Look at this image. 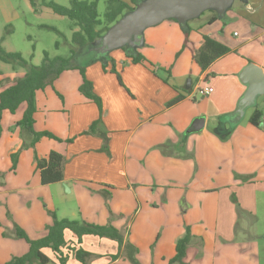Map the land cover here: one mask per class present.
Wrapping results in <instances>:
<instances>
[{
  "label": "crops",
  "instance_id": "1",
  "mask_svg": "<svg viewBox=\"0 0 264 264\" xmlns=\"http://www.w3.org/2000/svg\"><path fill=\"white\" fill-rule=\"evenodd\" d=\"M5 1L0 4L3 44L8 38L3 26L18 16L13 0ZM232 3L223 16L207 9L186 28L175 20L147 28L145 46L131 47L130 54L124 47L101 53L98 46L85 63L75 62L85 67L101 107L81 91L78 68L37 91L34 130L58 139L45 136L21 150L23 139L0 128V264L29 251V243L15 236V226L32 239L42 238L53 221L50 212L60 219L113 225L124 233V243L136 246L140 264H178L171 260L187 229L185 264L233 262V256L219 259V244L229 251L240 217L257 212L264 192V91L247 100L249 82L241 79L251 64L264 72V0ZM205 36L230 51L203 70L194 54ZM155 50L177 54L166 59L167 71L154 67ZM136 51L146 59L133 62ZM23 75V69L0 68V93ZM205 86L214 90L200 97L198 88ZM256 111L259 125L251 121ZM198 118L204 127L188 131ZM18 151L10 170L9 156ZM53 151L65 158L64 180L44 185L36 159ZM65 237L72 248L91 252L88 264H134L124 247L115 257L119 244L113 239L84 235L78 242L71 230ZM43 251L58 262L50 248ZM66 264L82 263L72 252Z\"/></svg>",
  "mask_w": 264,
  "mask_h": 264
},
{
  "label": "trees",
  "instance_id": "2",
  "mask_svg": "<svg viewBox=\"0 0 264 264\" xmlns=\"http://www.w3.org/2000/svg\"><path fill=\"white\" fill-rule=\"evenodd\" d=\"M30 1L35 11H39L41 6H48L56 13L66 16L72 21V43L75 49H72L71 54L68 56H51L48 51H45L41 64H34L32 62L34 54L28 59L20 51H8L3 46L4 37L0 38V59L10 64L15 71L24 69V75L14 80L10 86L0 93V114L4 110L15 113L22 103L27 104L24 116L18 121V125L33 135V140L28 145L23 144L22 148L34 146L36 142L45 136L58 139L48 131L36 132L34 130L35 113L37 112L36 95L37 91L51 85L63 71L78 68L84 79L81 91L87 97L95 100L101 107L100 98L93 92V83L86 77L85 67H77L75 64L76 50L79 47L99 41L105 36L111 26L124 17L125 14L134 11L138 4L145 0H105L107 3L105 21L100 18L99 14V2L101 0H69L68 6L54 0ZM173 20L179 22L176 18H173ZM104 23L105 25H103ZM53 29L57 30L56 28ZM59 45L60 42L57 41L56 46L58 47ZM228 51L230 49L226 45L214 38L205 36L204 42L201 48L195 52L194 58L201 68L206 70L217 58ZM131 57L133 62H142L146 59L142 54L131 55ZM118 76L120 77V75ZM182 98L183 96H179L171 104ZM259 116H261L260 111H256L252 115L251 121L253 124L259 125ZM12 157L15 167L18 153H14ZM36 163L40 171L41 182L44 185L64 180L65 158L60 153L53 151L47 158L37 157ZM50 213L53 221L47 227V235L42 238L32 239L24 229L18 225L15 226V236L23 238L29 243V251L22 256H13L8 262L3 264H66L72 252L82 264H88L87 260L92 255L91 252L86 251L82 247L72 248L65 237L66 230L74 232L78 237V242H82L84 235H97L113 239L119 244V252L115 255L116 258L124 247L128 251L131 261L134 264H140L136 259V246L134 247L128 241L124 243V233L113 225L95 224L84 219H60L55 212ZM190 239V229H187L185 235L177 242V254L171 260L172 263L185 264L184 258ZM44 248H50L56 254L58 262L53 261L43 251ZM64 249L67 252H64Z\"/></svg>",
  "mask_w": 264,
  "mask_h": 264
},
{
  "label": "rangeland",
  "instance_id": "3",
  "mask_svg": "<svg viewBox=\"0 0 264 264\" xmlns=\"http://www.w3.org/2000/svg\"><path fill=\"white\" fill-rule=\"evenodd\" d=\"M38 1L41 2V0ZM54 1L62 5H69V0ZM1 2L3 5L6 3L5 0H0V4ZM236 2L237 1H235L234 3ZM13 3L15 5L14 11L18 14V16L15 20H13V22L7 23L5 26H3V33L8 37L3 44L6 50L20 51L28 59H30V56L34 54V58L32 59V62L34 64H41L45 51H48L51 56H68L71 54L72 49H75V47L72 43V21L68 17L57 15L53 11V9L48 6H41L39 11H35L29 0H13ZM232 4L227 7L225 12L228 11ZM106 10V1L101 0L99 2V14L100 18L103 21H105ZM211 10L219 14V11L217 9L211 8ZM166 20H173V18L165 19L162 22ZM187 22L188 21H186L185 24H181L180 22L179 23L181 24V26L186 28ZM0 23H2V16L0 17ZM103 25H105V23ZM151 27L152 26H149L147 28ZM53 28H56L57 30H54ZM146 29H144L142 32L143 39ZM57 41L60 42V45L58 47L56 46ZM98 46L99 44H97V42H94L86 46L77 48L75 62L80 64L85 63V61L93 57V50H95V48H97ZM144 46L145 45L142 40V43L140 45H134V50H138L140 47ZM124 49L127 51V53L131 52V46L129 44L124 45ZM133 53L138 54L139 52L136 51ZM150 55L157 60L154 61V63L158 66L155 65L154 67L161 69V72H165L168 70V65L164 64L166 62V59H174L177 54L174 52H170V56H165L160 51L155 50L152 51ZM0 68L3 69L4 73L12 72L11 67L8 64L4 63L1 59ZM25 109L26 104H24L15 114L7 111L4 122L3 120H1L0 128H6L5 130L1 128V131H4L5 134H9L10 136L17 137L18 139H23V144L28 145L30 144V142H32L33 135L27 132L22 126H19L17 120L19 116L21 117L20 120L23 118ZM4 145L5 142L3 141L2 146ZM26 148H22L21 146V150ZM1 151L2 150L0 149V152ZM19 151L18 154H20ZM8 161L11 163L10 170H14L13 157L11 158L9 156ZM6 173V170L2 171V178ZM259 185L263 184L261 183ZM258 200L260 201L257 205L258 210L256 213L248 215L243 214L240 217L239 225L241 226V228L238 229L236 240L231 244L232 246H229V251H227V249L221 251L222 246L219 244V248L217 250V252L219 253V259L220 257L225 258V256H233V262L228 263L264 264V192L260 193Z\"/></svg>",
  "mask_w": 264,
  "mask_h": 264
},
{
  "label": "water",
  "instance_id": "4",
  "mask_svg": "<svg viewBox=\"0 0 264 264\" xmlns=\"http://www.w3.org/2000/svg\"><path fill=\"white\" fill-rule=\"evenodd\" d=\"M233 0H145L137 8L125 14L97 44L98 51L106 53L124 45H140L143 40L142 32L149 26L157 25L165 19L176 18L181 24L198 17L207 9L215 8L223 16ZM134 39V40H133ZM133 40V41H132ZM241 79L249 82L246 94L247 100H254L255 96L264 91V72L254 64L247 66ZM188 80L187 88H190ZM204 119H196L188 131H199L204 127Z\"/></svg>",
  "mask_w": 264,
  "mask_h": 264
},
{
  "label": "built area",
  "instance_id": "5",
  "mask_svg": "<svg viewBox=\"0 0 264 264\" xmlns=\"http://www.w3.org/2000/svg\"><path fill=\"white\" fill-rule=\"evenodd\" d=\"M213 87L212 86H205V87H199L197 93L199 94L200 97H206L209 94L213 92ZM264 120V116H263Z\"/></svg>",
  "mask_w": 264,
  "mask_h": 264
}]
</instances>
